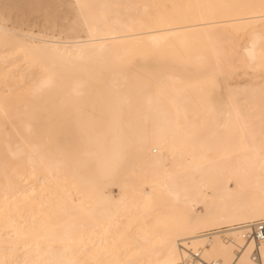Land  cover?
I'll return each mask as SVG.
<instances>
[{
  "label": "bare ground",
  "instance_id": "6f19581e",
  "mask_svg": "<svg viewBox=\"0 0 264 264\" xmlns=\"http://www.w3.org/2000/svg\"><path fill=\"white\" fill-rule=\"evenodd\" d=\"M71 2L91 5L95 17H107L118 39L111 41L107 50H98L90 60L66 66L59 87L48 90L40 101L47 102L57 117L56 137L49 149L51 175L47 168L38 166L36 179L31 166L26 165L25 171L6 176L0 167V260L49 259L43 251L37 253L34 240L29 241L32 248L28 253L21 250L12 256L5 251L8 229L32 232L35 226L41 235L55 230L58 235L77 240L83 237L87 251H82L83 244L79 250L65 251L76 248L67 242L54 244L53 248L58 259L88 264H163L169 256L168 241L180 259L188 248L198 251L204 260L219 264H224L226 258L239 264L242 257L249 264H264V242L256 244L247 238L249 225L264 221L259 216L239 219L232 215L241 200L259 205L262 193L258 180L249 184L241 178L245 161L223 143L239 136L243 127L259 144L264 131V72L258 56L249 67L245 53L251 35L255 34L258 41L264 35V0ZM12 5L22 14L24 10L32 12L30 6L34 4L17 0ZM143 5L149 7L145 9ZM194 5L234 7H187ZM4 16L0 9V20H5ZM149 18L151 23L141 28L139 23ZM7 26L18 25L14 20ZM168 26L170 31H164ZM149 35L158 39L153 41ZM125 64L133 70L122 74L110 71L111 67ZM29 73L30 64L23 56L15 59L12 50L6 51L0 34V102L8 95L13 100L20 96L35 103L29 94ZM135 75H156L162 91L175 100V106L166 104L171 123L162 124L171 146L164 163L167 173L157 175V159L151 154L144 155L140 162L129 161L122 166L103 155H93L87 167L74 166L71 153L80 141L81 125L74 118L72 103L87 101L89 112L94 114L95 130L108 134L112 141L109 98L116 105L122 103L123 92ZM240 80L247 83V88L240 85ZM117 89L121 92L119 97L115 96ZM198 99H205L224 112L219 125L195 114ZM63 101H67V107ZM155 108L154 102L149 104L143 98L133 107H124L119 116L133 127L147 118L151 126L152 121L165 119ZM59 128L65 135L62 143L57 137ZM116 147L118 141L114 151ZM148 185H152L147 187L152 198L145 204L139 191ZM73 196L79 206L72 216L65 215L62 207H71ZM108 228L112 233L104 237ZM113 237H117L115 243ZM90 239L94 243L89 244Z\"/></svg>",
  "mask_w": 264,
  "mask_h": 264
},
{
  "label": "snow or ice",
  "instance_id": "6c2138e0",
  "mask_svg": "<svg viewBox=\"0 0 264 264\" xmlns=\"http://www.w3.org/2000/svg\"><path fill=\"white\" fill-rule=\"evenodd\" d=\"M14 5L3 4L0 9L3 10L7 20H0V34L4 38L6 51L12 50L15 59L19 60L21 56L30 64L29 80L32 81L30 96L36 101L29 103L24 97L17 96L15 100L5 95L0 107V113L3 116V129L0 131V144L3 152L0 154V167L3 168L5 175L10 172L15 175L25 171V166H31L34 178L38 166H43L49 170L51 175V153L50 146L56 137L57 117L52 107L47 103H40L44 99V94L53 87H59L58 81L61 78L62 70L68 66H77L90 60L95 53L107 50L109 43L118 39V34L112 31L108 18L102 19L95 17L90 9L93 7L88 4L77 3L67 7L74 11H65V5L62 3L50 2L31 5V15L21 16L15 11ZM141 7V6H134ZM147 9L148 5H143ZM152 7H159L153 5ZM187 7H223L231 8V5L209 6L194 5ZM264 7V5H262ZM16 16L18 26L9 28L12 15ZM164 22V21H162ZM151 23V18L142 21L139 26L143 28L144 24ZM166 23V22H164ZM261 24L264 25V12L261 13ZM203 27V25H202ZM170 31V26L163 29ZM152 30L149 29V32ZM143 34V33H141ZM211 39V33H208ZM149 39L155 41L158 38L149 35ZM259 44V51L257 47ZM245 53L248 58L249 67L259 58V67L264 72V35H261L259 41L255 34L251 35L245 47ZM131 65H117L110 68V71L118 74L131 72ZM221 74L223 70H221ZM121 95L120 90H115V96ZM123 101L119 105L113 103L109 98V106L113 113V121L110 124L111 135L114 137L109 140L108 134L95 130L94 114L89 112L87 101H74V118L81 125L80 141L74 145L71 153V160L74 166L87 167L89 159L93 155H103L105 159L113 164L122 166L129 161L140 162L144 155L151 154L157 159V175L167 173L164 168L167 153L171 151L168 138L163 134V123H171V114L166 111V104L175 106V100L170 95H166L161 89V82L156 75H135L130 82V86L123 92ZM147 98L149 104L155 103V110L158 114L165 117L164 121H152L151 126L147 118L135 127L126 124L120 119L119 113H122L124 107H133L140 99ZM67 107V101L62 102ZM178 116V113H177ZM224 112L216 109L209 104L205 121L214 122L219 125ZM62 118V117H61ZM231 118V114H229ZM237 122L240 121V114L237 111ZM118 147H114L117 144ZM224 146L230 149L234 155L242 157L245 161L241 178L249 184L253 179H257L262 193L259 205L252 202L241 200L237 207L232 210L234 218L251 219L259 216L264 221V131L261 133L259 144L255 136H249L241 127L239 136H234L223 141ZM60 155L64 153L60 151ZM59 172V169L56 170ZM73 178L75 176L73 175ZM23 180L24 176L20 175ZM148 185L140 189L139 194L144 197L145 204L151 201L152 194L147 193ZM87 195V193H82ZM73 205L71 207L63 206L62 211L65 215L72 216L79 206L76 197H72ZM123 223V220L120 222ZM179 226V218H176ZM120 224L116 231L119 232ZM9 235L5 237V251L15 256L19 251L28 253L32 245L30 240L35 241V250L37 253L43 251L49 259H25L23 261L13 258L0 260V264H88L87 261L65 260L56 258V249L54 244L68 243L75 245L79 250L81 244L84 245L82 251L88 250V244L84 243L83 237L75 239L58 235L55 230L41 235L34 226L32 232H18L14 228L8 229ZM111 228L104 230V237L110 236ZM102 237V238H104ZM117 237H113V243ZM107 242V240H105ZM163 242V241H162ZM89 244L94 243L91 239ZM169 245V256L163 261V264H188L187 260H181L178 252ZM261 252L264 254V243L261 245ZM207 255V254H206ZM211 264V261L209 262ZM217 264L219 262L217 261ZM224 264H237L235 260L226 258ZM239 264H249V261L243 257Z\"/></svg>",
  "mask_w": 264,
  "mask_h": 264
},
{
  "label": "rangeland",
  "instance_id": "374dc122",
  "mask_svg": "<svg viewBox=\"0 0 264 264\" xmlns=\"http://www.w3.org/2000/svg\"><path fill=\"white\" fill-rule=\"evenodd\" d=\"M13 1V2H12ZM17 0H0L1 4H13L15 3ZM32 4L35 5V3H50V2H56V3H62L65 5V11H74V9L67 7L68 5L72 4L73 2H71L72 0H30ZM8 2V3H7ZM11 2V3H10ZM22 14H20L21 16H26V15H31V12L24 10L23 12H21ZM5 17V16H4ZM16 16L13 14L11 16V20L10 22H13L14 20H16L15 18ZM5 20H7V17H5ZM240 85L244 88H247V83L243 80H240ZM209 102L205 99H198L195 101V105H194V112L198 117H203L205 119V113L206 110L209 106ZM59 134H58V140L60 143L65 142V135H63V128H59L58 130ZM113 192H115V190H113Z\"/></svg>",
  "mask_w": 264,
  "mask_h": 264
},
{
  "label": "built area",
  "instance_id": "2783aa9c",
  "mask_svg": "<svg viewBox=\"0 0 264 264\" xmlns=\"http://www.w3.org/2000/svg\"><path fill=\"white\" fill-rule=\"evenodd\" d=\"M247 238L254 241L256 244L264 242V223L258 221L249 225ZM184 250V255L182 256L181 260L186 259L188 264H209L210 261H206L201 258L198 251H194L188 248H185ZM211 264L217 263L215 261H211Z\"/></svg>",
  "mask_w": 264,
  "mask_h": 264
}]
</instances>
